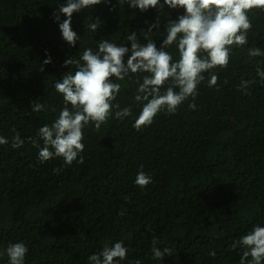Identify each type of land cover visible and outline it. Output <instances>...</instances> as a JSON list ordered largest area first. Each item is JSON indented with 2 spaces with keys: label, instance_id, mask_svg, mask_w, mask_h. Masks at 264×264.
<instances>
[{
  "label": "trees",
  "instance_id": "obj_1",
  "mask_svg": "<svg viewBox=\"0 0 264 264\" xmlns=\"http://www.w3.org/2000/svg\"><path fill=\"white\" fill-rule=\"evenodd\" d=\"M62 4L0 0V137L9 141L0 145V264H9L6 249L17 242L29 249L24 264H90L89 256L119 241L128 249L120 264H240L243 249L232 245L254 226L264 227V83L256 72L264 69V56L248 55L250 48L264 52V10L248 13V43L231 46L227 68L211 70L216 86H207L204 73L194 100L175 114L161 111L140 131L132 126L142 109L134 97L149 74L113 78L121 84L113 104L131 107L132 115L117 120L113 108L99 130L86 126L84 162L67 166L62 157L41 163L30 140L64 107L54 84L77 70L64 61L79 60L86 48L96 51L102 40L130 48L132 32L146 44L141 33L157 18L151 38L159 48L166 24L184 10L165 5L141 12L124 0L102 2L73 13L79 39L72 47L53 16ZM96 18L100 27L93 32L87 26ZM165 50L179 59L175 43ZM46 53L52 63L41 71ZM241 80L255 81L247 95L238 91ZM33 102L45 109L32 111ZM17 132L24 144L13 148ZM141 170L152 177L143 188L134 183ZM153 239L172 255L154 260Z\"/></svg>",
  "mask_w": 264,
  "mask_h": 264
},
{
  "label": "clouds",
  "instance_id": "obj_2",
  "mask_svg": "<svg viewBox=\"0 0 264 264\" xmlns=\"http://www.w3.org/2000/svg\"><path fill=\"white\" fill-rule=\"evenodd\" d=\"M110 3V0H66V4L58 6L53 13L55 21L59 23L62 38L70 46L75 47L78 34L72 30V16L74 12L90 9L101 3ZM133 9L146 12L150 8H163L167 5L171 9H183L184 13L176 20L166 24V37L158 48L151 38L152 30L158 28L160 20L151 24L147 31L142 32L146 44H142L135 32L127 35L126 39L131 47L118 46L108 40L98 42L97 50L86 48L79 60L68 58L64 67L75 65L74 73L64 74L62 79L54 84L58 94L63 97L64 107L58 118L51 125L45 124L38 129L37 137L30 138L34 147L39 149L38 159L41 163L54 157H62L64 164L71 166L74 161L82 164L81 155L85 145L83 129L90 123L96 130L105 124L115 111L117 120H124L132 115L131 107L120 109L119 103L113 104L120 92L121 84L113 81H124L129 73H148L139 83L134 99L142 104L139 115L134 119L133 128L140 131L150 126L154 118L164 111L166 114H175L178 107L189 97L193 100L198 95V86L205 81L204 73H209L207 86L217 85L218 75L211 71L217 67L227 68L230 61L231 46H244L248 43L247 32L252 23L248 13L254 9L264 10V0H124ZM61 14L66 17L62 22ZM100 20L88 24L93 32L100 27ZM176 44L179 59L173 61V56L165 49ZM131 53L124 62L126 54ZM250 57L264 56L260 48H250ZM41 65L52 63L51 56L46 53ZM257 76L264 83V69L257 67ZM170 81V85L161 91ZM255 81L241 80L238 91L247 95L249 87ZM69 105L71 107H69ZM189 107L195 109V104ZM45 105L33 102L31 110L40 112ZM55 109H53L54 111ZM43 141V147L39 141ZM9 141L0 137V145ZM24 140L17 132L12 137L13 148L22 147ZM79 157V159H78ZM143 166H141L142 168ZM54 171L59 172L60 169ZM152 182V177L145 172L138 171L134 183L143 188ZM152 258L163 260L165 255L171 256L173 250L165 247L163 250L156 247L157 240L152 241ZM239 245L243 249L240 264H264V227L256 225L247 234L234 242L233 248ZM29 249L22 242L9 244L6 249L9 264H24ZM128 249L123 241L105 246L98 254L89 256L90 264H120L127 258ZM215 255V252L211 253ZM249 257L251 259L249 260ZM136 264H140L137 260Z\"/></svg>",
  "mask_w": 264,
  "mask_h": 264
}]
</instances>
